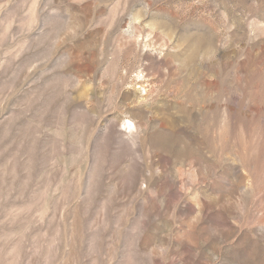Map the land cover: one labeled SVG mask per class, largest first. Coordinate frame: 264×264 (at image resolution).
I'll use <instances>...</instances> for the list:
<instances>
[{
    "label": "rangeland",
    "instance_id": "1",
    "mask_svg": "<svg viewBox=\"0 0 264 264\" xmlns=\"http://www.w3.org/2000/svg\"><path fill=\"white\" fill-rule=\"evenodd\" d=\"M0 264H264V0H0Z\"/></svg>",
    "mask_w": 264,
    "mask_h": 264
}]
</instances>
